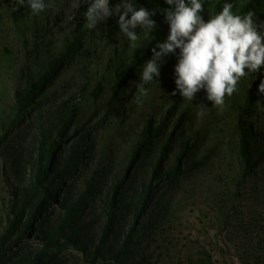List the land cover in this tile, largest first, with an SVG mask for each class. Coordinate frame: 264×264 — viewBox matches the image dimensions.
Listing matches in <instances>:
<instances>
[{
  "label": "rangeland",
  "instance_id": "obj_1",
  "mask_svg": "<svg viewBox=\"0 0 264 264\" xmlns=\"http://www.w3.org/2000/svg\"><path fill=\"white\" fill-rule=\"evenodd\" d=\"M217 1L212 0L210 14ZM244 1L237 0L235 13ZM45 3L48 8L32 15L24 7L17 10L16 0H0V139L12 116L14 93L25 83V73L36 77L49 59L66 50L75 38L79 39L67 64L0 145V236L8 230L15 207L22 203L23 196L16 194L18 189L27 187V196L31 197L24 217L29 216L41 197L30 183L39 128L65 102L77 106L79 114L68 129V138L61 149L65 152L82 135L85 143L80 163L71 177L55 182L58 203L48 207L30 236L3 255L0 264H27L41 250V239L37 237L40 230H52L63 195L70 190L83 191L87 181L95 177L94 188L81 215V223L85 225L82 239L88 251L68 247L49 252L55 253L51 264H91L90 252L105 221L103 206L112 196L117 178L131 176L139 164L140 180H149L158 150L181 113H186L185 121L177 132L166 167L173 165L185 143L189 148L182 168L188 163H198V166L174 182H159L141 219L144 222L152 215V223L132 247L130 264H264V158L247 180L239 183L237 124L240 117L250 125L255 138L264 141V99L254 107H248L246 99L253 73L241 79L231 97H225L223 107L208 101L203 90L196 94L194 101L185 100L178 92L172 96L176 90L177 49L175 54L164 58L159 79L145 85L147 94L142 104H137L134 97L138 94L136 84L143 66L111 102L115 72L130 62L148 41L143 30L137 29L138 44L142 42V46L133 48L119 32L118 16L102 20L95 29L89 30L82 16L88 7L83 0H45ZM168 34V24L156 27L152 33L162 42ZM99 84L103 90L95 97ZM175 103L177 110L168 118L163 133L153 139L150 158L145 164L136 163L132 151L142 138L145 126L151 122L156 128ZM201 103L206 107L204 115L198 116ZM84 123L82 132L75 134L77 127ZM52 135L58 139L57 129ZM21 157L29 158L27 164L13 162L14 158ZM131 198L132 189L126 186L121 201L126 203ZM135 213L136 206L129 205L118 214L116 232L106 245L107 255L121 244Z\"/></svg>",
  "mask_w": 264,
  "mask_h": 264
},
{
  "label": "trees",
  "instance_id": "obj_2",
  "mask_svg": "<svg viewBox=\"0 0 264 264\" xmlns=\"http://www.w3.org/2000/svg\"><path fill=\"white\" fill-rule=\"evenodd\" d=\"M120 0H110V5ZM136 7L143 6L150 10H159L152 18L156 21L157 27L166 25L164 15L160 12L170 7L166 4V0H130ZM205 11L202 13L207 21L211 15H215L222 10L224 3H232L234 5L233 12L237 7V0H218L214 5L213 13H209V6L212 0H202ZM254 11L256 17L264 20V0H245L235 14L244 15L248 11ZM154 39L147 41L141 49L132 57L130 62L115 72L114 80L111 85L110 101H115L122 93L123 89L131 82L136 73L149 60L153 53L151 48L157 43L162 42L161 39L153 35ZM78 38L64 50L62 53L48 60L42 72L36 77L29 72L25 73V83L23 87L18 88L14 93V102L11 105V118L7 124L6 131L0 139V145L7 138L8 134L17 126L20 120L36 105L37 97L50 85L52 80L59 74L61 69L67 64L75 51ZM158 50V49H157ZM264 79V68L258 73H253L250 85L246 92L248 107L256 106L264 99V95L258 93V86ZM103 90L101 84L95 89L94 95L98 97ZM259 101V102H258ZM177 103L173 104L167 112V116L161 123L154 128L151 122L145 126L142 138L136 144L132 151V159L138 163L148 160L151 156V145L153 139L163 133L164 126L168 118L177 110ZM79 114V108L75 105L64 103L55 112L53 117L47 121L46 125L39 128V141L36 147L37 155L32 162V175L30 183L34 185L40 193V199L35 204L34 209L29 216L24 217L31 197L27 196V187L18 189L16 194L23 196L22 203L15 207V216L9 219L8 230L0 236V258L7 252L18 246L30 236V232L35 228L36 223L41 220L44 212L53 203H58L55 196V182L57 180L68 179L78 167L82 156L83 143L85 138L83 135L64 152L61 149L62 143L68 138V129L76 122ZM186 113H181L175 121V125L171 133L163 142L155 157V163L151 171L148 181H141L140 165L136 164L135 171L130 176L118 177L117 182L112 187V196L103 206V216L105 218L102 226L101 235L90 252V263L97 261H109L112 264H130L132 260V247L138 241L140 235L151 225L152 215L141 222L142 216L147 212L149 203L154 195L159 182L162 180L176 181L181 175L192 171L198 166V163L187 164L182 168V160L185 158L189 146L185 143L181 152L176 157L174 163L170 167H166V162L170 156L173 142L177 132L181 129L185 121ZM87 123V122H86ZM80 125L76 129L75 134H80L85 124ZM57 129L58 139L53 138V130ZM237 133L239 137V160L241 166V174L239 183L245 182L247 178L255 171L264 158V141L255 138L250 125L240 117L237 124ZM28 157L13 159L15 164H27ZM96 178L92 177L87 181L86 188L80 192L68 191L63 195L64 199L60 203V213L51 231L40 230L38 238L41 239V250L34 254L27 264H51L55 259V253H49L56 250L57 252L68 247H73L82 252H86L87 245L82 239L85 230L84 223H81V215L84 207L94 188ZM126 186L132 189V198L129 202H122L121 197ZM21 192V193H18ZM135 205L136 213L132 223L125 233V237L121 244L106 254V245L110 237L116 232V224L118 222V214L127 206Z\"/></svg>",
  "mask_w": 264,
  "mask_h": 264
},
{
  "label": "clouds",
  "instance_id": "obj_3",
  "mask_svg": "<svg viewBox=\"0 0 264 264\" xmlns=\"http://www.w3.org/2000/svg\"><path fill=\"white\" fill-rule=\"evenodd\" d=\"M16 2L17 10L24 7L32 15H39L49 7L45 0ZM83 3L88 4L82 16L89 30L102 20L118 16L119 32L133 48L142 46V42L138 44L137 29L143 30L144 39L150 42L154 39L152 33L157 24L152 17L159 10L136 7L130 0H120L113 7L110 0H83ZM166 4L170 7L160 12L169 25V34L151 48L153 55L143 65L134 99L142 104L147 94L145 85L159 79L164 58L179 49L174 67L176 90L170 95L178 92L185 100L194 101L203 90L208 101L223 107L225 97L237 91L242 78L264 68V20L251 10L244 15L235 14L232 3H224L222 10L207 21L202 15L205 11L202 0H166ZM258 93L264 95V79L259 83ZM199 107L197 115L203 116L206 105L201 103Z\"/></svg>",
  "mask_w": 264,
  "mask_h": 264
}]
</instances>
